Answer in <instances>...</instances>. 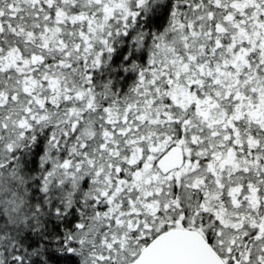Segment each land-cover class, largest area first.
Instances as JSON below:
<instances>
[{
	"label": "snow or ice",
	"instance_id": "1",
	"mask_svg": "<svg viewBox=\"0 0 264 264\" xmlns=\"http://www.w3.org/2000/svg\"><path fill=\"white\" fill-rule=\"evenodd\" d=\"M0 264H264V0H0Z\"/></svg>",
	"mask_w": 264,
	"mask_h": 264
}]
</instances>
